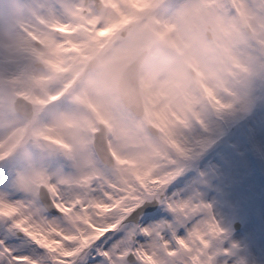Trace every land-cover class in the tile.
Listing matches in <instances>:
<instances>
[{"label":"rangeland","instance_id":"374dc122","mask_svg":"<svg viewBox=\"0 0 264 264\" xmlns=\"http://www.w3.org/2000/svg\"><path fill=\"white\" fill-rule=\"evenodd\" d=\"M102 1L97 9L91 0H0V209H17L37 233L77 227L85 217L73 208L96 202L93 180L124 182L170 158L180 174L122 237L159 226L178 247L174 232L186 238L214 220L223 232L208 233V264H264V0ZM145 50L140 118L118 82ZM17 97L33 104L31 118L15 112ZM99 123L108 125L113 166L93 150ZM41 185L59 195L63 217L44 209ZM168 202L189 207L173 212ZM7 249L53 264L0 217V264H11ZM93 259L89 250L75 264Z\"/></svg>","mask_w":264,"mask_h":264},{"label":"snow or ice","instance_id":"6c2138e0","mask_svg":"<svg viewBox=\"0 0 264 264\" xmlns=\"http://www.w3.org/2000/svg\"><path fill=\"white\" fill-rule=\"evenodd\" d=\"M174 160L165 158L150 173L131 176L124 182L99 177L91 182L90 192L96 198L92 205H76L73 212L85 217V222L77 227H54L47 232L37 233L32 221L20 216L17 209H0V217L11 218L14 227L23 232L36 246L51 254L53 264H75V258L88 252L94 255L92 264H208L205 250L210 242L208 233L219 235L223 229L214 220L204 226H197L188 237H180L175 232L178 247H173L160 227L140 226L122 237L121 229L130 223L137 210L149 198L163 196L165 189L180 174L179 170H170ZM55 217L64 213L57 206L59 195L49 196ZM162 202H164L162 200ZM173 211H187L188 205L179 209L168 202ZM210 209V205H204ZM200 206H193V213ZM168 223L171 227L170 222ZM11 264H40L30 256H17L7 249ZM173 258V259H169Z\"/></svg>","mask_w":264,"mask_h":264},{"label":"water","instance_id":"95a60500","mask_svg":"<svg viewBox=\"0 0 264 264\" xmlns=\"http://www.w3.org/2000/svg\"><path fill=\"white\" fill-rule=\"evenodd\" d=\"M89 0H85V3H87ZM96 7L100 8V3L97 0L95 3ZM207 36L211 38V34L207 31ZM40 46V44H37ZM146 50L142 52L138 57L132 61L123 71L119 82H118V92L119 95L125 105L126 108H128L136 117H142L144 115V104L142 100V96L139 90V83H138V76H139V68L141 65V62L143 61ZM42 66V64H37L38 67ZM92 66H96V62L94 60V64L88 66L89 68ZM32 104L28 102L26 99L22 97H17L14 102V109L15 111L21 115L26 116L27 118H31L32 114ZM148 131L154 135H159V130L152 124L147 125ZM93 149L95 153L97 154L100 161L107 165V166H113V158L111 157L108 143H107V136H106V129L103 124L98 125V130L94 132L93 134ZM50 193L46 189L44 185H41L38 189V197L44 206V208L51 214H55L52 205L50 202ZM158 207V201L152 200V201H145L143 205L137 210V213L135 214L133 220L131 222H138L140 215L143 213L153 212ZM240 227V224L237 223L234 225L235 229H238Z\"/></svg>","mask_w":264,"mask_h":264},{"label":"trees","instance_id":"16d2710c","mask_svg":"<svg viewBox=\"0 0 264 264\" xmlns=\"http://www.w3.org/2000/svg\"><path fill=\"white\" fill-rule=\"evenodd\" d=\"M6 167H8V166H6ZM6 167L4 166L3 168H6ZM12 167H13V166H12ZM6 169H7V168H6ZM1 173H4L5 175H4V177H3V176H0V178L5 179L7 171H6L5 169H3V170L0 171V174H1Z\"/></svg>","mask_w":264,"mask_h":264},{"label":"flooded vegetation","instance_id":"af4514ba","mask_svg":"<svg viewBox=\"0 0 264 264\" xmlns=\"http://www.w3.org/2000/svg\"><path fill=\"white\" fill-rule=\"evenodd\" d=\"M55 216V215H54ZM59 217H63V216H59ZM141 220V217L139 218V220L138 221H140ZM132 224H134L133 222H132Z\"/></svg>","mask_w":264,"mask_h":264}]
</instances>
